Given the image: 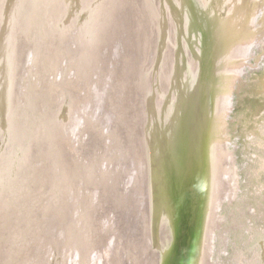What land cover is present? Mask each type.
<instances>
[{"label":"bare ground","instance_id":"bare-ground-1","mask_svg":"<svg viewBox=\"0 0 264 264\" xmlns=\"http://www.w3.org/2000/svg\"><path fill=\"white\" fill-rule=\"evenodd\" d=\"M124 1L103 2L114 4L111 13L118 12L109 23L116 37ZM126 1L123 12L129 8L133 25L130 32L125 29L129 57L123 75L126 67L130 74L116 104L129 125L122 135L134 145L136 195L149 224L148 264H210L217 209L233 195L226 117L241 66L264 29V0L260 5L259 0ZM49 2L0 0V132L5 136L0 140V264H53V246L59 254L55 264L69 263L79 250L84 254L85 232L73 230V208L66 200L69 173L60 163L70 141L64 133L57 138L53 133L52 96L60 90L40 84V90L28 88L18 102L26 42L38 55L37 71L56 67L54 47L40 48L54 34L45 29L44 12L55 13ZM260 6L259 29L254 25ZM105 38L96 35L99 49ZM82 82L101 102L104 121H112V110L94 94L97 82L84 76ZM100 85L107 87L108 81ZM52 144L56 149H49Z\"/></svg>","mask_w":264,"mask_h":264},{"label":"rangeland","instance_id":"rangeland-1","mask_svg":"<svg viewBox=\"0 0 264 264\" xmlns=\"http://www.w3.org/2000/svg\"><path fill=\"white\" fill-rule=\"evenodd\" d=\"M42 1L45 0H28L33 5ZM104 1L50 0V9L51 3L55 4L51 12L55 13L50 16L44 12V26L46 32L49 29L54 32V39L41 43L40 48L44 44L54 47L51 53L58 57L56 67L49 65L37 71L34 64L38 55L34 47H30L32 44L26 42L27 45L22 46L26 54L22 58L24 70L17 90L18 102L28 88L36 86L38 90L40 84L60 90V94L55 92L52 96L55 97L56 125L53 133L54 138L64 133L70 141L63 162L60 161L69 173L66 200L73 208V230L85 232L84 254L79 250L70 255L69 263L148 264L152 257L148 251L149 224L136 195L139 176L132 160L134 145L122 135V129L129 125L122 121L116 104L124 76L130 74L126 67L123 75L129 57L124 34L125 29L130 32L133 25L130 22L132 14L129 8L124 14L123 10L129 5L125 0L116 37L109 23L118 12L114 8L111 13L110 7L114 4H103ZM261 2L263 0H259V5ZM261 8L254 25L259 29L263 20ZM100 9L101 14L97 15ZM57 23L61 24L60 30ZM99 23L101 32H97ZM4 32L5 28H1L2 36ZM98 34L106 37L100 49L97 47ZM116 48L120 57L115 55ZM73 60L78 66H73ZM83 76L89 78L91 84L97 82L94 94L104 98L106 106L113 112L112 121H104V108L101 102L94 101L91 87L82 82ZM104 80L108 81L107 87L100 85ZM231 94L224 135L230 155L227 164L234 171V180L230 181L233 195L223 199L218 206L219 224L211 242L210 264H264V29L252 42ZM77 116L81 119L80 126H77ZM70 123L74 126L67 130ZM119 130L121 136H117ZM3 136L2 131L0 140ZM51 148L56 149L53 144L49 145ZM32 153L33 149L29 148L26 156L30 158ZM53 247L51 263L55 264L59 254L56 255Z\"/></svg>","mask_w":264,"mask_h":264},{"label":"water","instance_id":"water-1","mask_svg":"<svg viewBox=\"0 0 264 264\" xmlns=\"http://www.w3.org/2000/svg\"><path fill=\"white\" fill-rule=\"evenodd\" d=\"M115 55L116 56H118V57H120L121 56V53H120V51H119V49L118 48H116L115 49ZM246 65H247V63H246ZM245 65V66H246ZM245 66H244V68H245ZM244 72V69H243V71H242V73ZM241 77V76H240ZM59 99L61 100V97H59ZM65 107V106H64ZM63 110H64V108H63ZM78 118V123H77V126H80V124H81V119H80V117L79 116H77ZM77 128V127H76ZM76 130V129H75ZM76 132V131H75Z\"/></svg>","mask_w":264,"mask_h":264}]
</instances>
